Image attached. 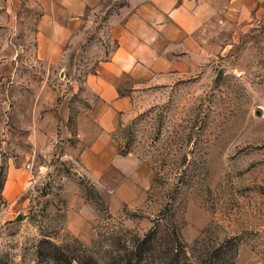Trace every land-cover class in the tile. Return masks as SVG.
Returning <instances> with one entry per match:
<instances>
[{"label": "rangeland", "instance_id": "obj_1", "mask_svg": "<svg viewBox=\"0 0 264 264\" xmlns=\"http://www.w3.org/2000/svg\"><path fill=\"white\" fill-rule=\"evenodd\" d=\"M110 1L94 9L90 36L106 41L71 54L72 68L108 57V18L126 0L107 9ZM39 11L37 0H0V130H8L0 133V264H158L175 234L190 257L179 264H209L217 254L224 264L232 256L264 264V15L216 33L222 47L189 58L115 132L119 153L146 170L135 183L139 200L116 207L117 184L23 144L24 117L4 112L22 96L31 106L35 80H43L46 65L34 52ZM227 240L236 251L216 249Z\"/></svg>", "mask_w": 264, "mask_h": 264}, {"label": "crops", "instance_id": "obj_2", "mask_svg": "<svg viewBox=\"0 0 264 264\" xmlns=\"http://www.w3.org/2000/svg\"><path fill=\"white\" fill-rule=\"evenodd\" d=\"M103 1L37 0L34 52L46 71L43 80H35L31 106L22 105V96L4 112L12 119L24 117L17 126L23 144L49 154L57 151L117 184L111 200L118 207L139 200L135 183L146 170L135 155L119 153L115 132L137 117L153 88L183 71L189 58L222 47L216 33L261 18L264 0H126L108 18V38L114 44L108 57L93 69L72 68L71 54L93 47V40L103 44L107 39L90 38L96 31L94 9ZM57 81L61 88L55 89ZM0 133L6 137L7 128Z\"/></svg>", "mask_w": 264, "mask_h": 264}, {"label": "trees", "instance_id": "obj_3", "mask_svg": "<svg viewBox=\"0 0 264 264\" xmlns=\"http://www.w3.org/2000/svg\"><path fill=\"white\" fill-rule=\"evenodd\" d=\"M156 232L155 230H152L151 233H148L145 235V237L143 238H139V248L144 245L147 244V241H150V239L153 238L154 234ZM231 240H227L224 243L220 244L219 246H217V250H221L223 248L227 249L230 246L233 247L231 249H234L235 246L231 243ZM150 248H153V246H149ZM167 253L165 258H163L161 260V262L159 261L158 264H179L180 260H181V256L184 254V257L186 258H190L188 256V252L186 250V244L182 241V239L180 238V236L178 234H175L174 238L168 243L167 245ZM237 248H235L236 251ZM235 257L232 256V260L230 262V264H235L234 261ZM223 258L218 254L217 255H213L210 258V262L209 264H224L223 262ZM204 262V263H203ZM94 264H97V262L94 261ZM201 264H207V261H202L201 260Z\"/></svg>", "mask_w": 264, "mask_h": 264}, {"label": "built area", "instance_id": "obj_4", "mask_svg": "<svg viewBox=\"0 0 264 264\" xmlns=\"http://www.w3.org/2000/svg\"><path fill=\"white\" fill-rule=\"evenodd\" d=\"M26 166L29 168L31 167V163H27Z\"/></svg>", "mask_w": 264, "mask_h": 264}]
</instances>
